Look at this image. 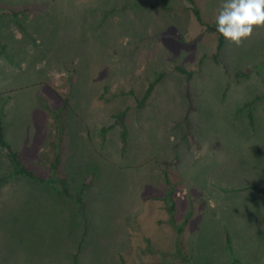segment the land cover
Listing matches in <instances>:
<instances>
[{
	"label": "rangeland",
	"instance_id": "rangeland-1",
	"mask_svg": "<svg viewBox=\"0 0 264 264\" xmlns=\"http://www.w3.org/2000/svg\"><path fill=\"white\" fill-rule=\"evenodd\" d=\"M195 2L214 23L222 0ZM0 8L21 11L0 16L6 138L59 180L0 147V264H264V26L219 51L188 0Z\"/></svg>",
	"mask_w": 264,
	"mask_h": 264
},
{
	"label": "trees",
	"instance_id": "trees-1",
	"mask_svg": "<svg viewBox=\"0 0 264 264\" xmlns=\"http://www.w3.org/2000/svg\"><path fill=\"white\" fill-rule=\"evenodd\" d=\"M188 2L191 4L192 6V10L193 13L195 15V17L197 18V20L204 26H206L207 30L209 31H216V25L215 22L214 23H207L203 16H202V12L199 9V7L196 5L195 0H188ZM21 14V11H17L15 9H11V8H0V16L1 15H11L13 17H18ZM218 34V50H222L223 47L225 46L226 43V39L217 32ZM0 47L3 48L2 50H4L5 48V44H2L0 41ZM178 69L182 72L188 73L189 77L192 76L191 72H187L186 69L182 68V67H178ZM239 75H242V73H239ZM154 86H155V82H152L149 86V88L146 90L145 94L143 95L142 99L139 100V105L143 106L144 103L146 102V100L151 96L152 91L154 90ZM193 108L190 107L186 116H185V121L189 124V117H190V112ZM126 115H127V110H122L119 113L115 114V117L117 118V123L121 124L123 127V139H126V133H127V129L125 127V119H126ZM2 112H0V147L3 148L8 157L10 158V162H11V173L14 175H23V176H27L30 177L32 179H36L39 181H48V182H59V180L56 177H50V178H45L42 176V174L38 173L37 171L29 168L21 154L14 148V146L12 145V143L6 138L5 135V128H4V124H3V119H2ZM177 161V159H176ZM7 180V176H3L0 177V184L4 181ZM65 191L68 193V189H65ZM83 191V189H82ZM170 196V195H169ZM75 200L76 203L78 205L79 211L81 213V215H83V217L86 218V212H85V199L83 196V192H80L79 194H77L75 196ZM170 200V199H169ZM171 201V200H170ZM175 204L174 202H171L170 206H169V210L171 213V222L172 224L175 226V228L177 229L178 232V239H177V246H176V250L175 252L172 254L173 256L177 257V258H181L183 261L185 262H190L191 261V256L189 255V253L186 251V246L184 245V242L182 240V233L184 231V226L188 220V217L185 218L183 223H177L175 218H174V212H175ZM204 264H211L208 262H205Z\"/></svg>",
	"mask_w": 264,
	"mask_h": 264
},
{
	"label": "clouds",
	"instance_id": "clouds-1",
	"mask_svg": "<svg viewBox=\"0 0 264 264\" xmlns=\"http://www.w3.org/2000/svg\"><path fill=\"white\" fill-rule=\"evenodd\" d=\"M215 25L226 40L241 44L254 26H264V0H222Z\"/></svg>",
	"mask_w": 264,
	"mask_h": 264
},
{
	"label": "crops",
	"instance_id": "crops-1",
	"mask_svg": "<svg viewBox=\"0 0 264 264\" xmlns=\"http://www.w3.org/2000/svg\"><path fill=\"white\" fill-rule=\"evenodd\" d=\"M264 216V215H263Z\"/></svg>",
	"mask_w": 264,
	"mask_h": 264
}]
</instances>
